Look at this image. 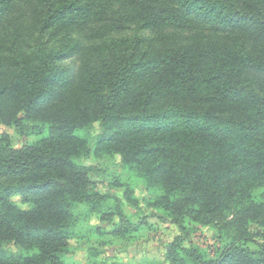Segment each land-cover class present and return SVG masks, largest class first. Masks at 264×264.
I'll return each mask as SVG.
<instances>
[{
	"label": "trees",
	"instance_id": "trees-1",
	"mask_svg": "<svg viewBox=\"0 0 264 264\" xmlns=\"http://www.w3.org/2000/svg\"><path fill=\"white\" fill-rule=\"evenodd\" d=\"M0 26V123L46 129L0 141V264H64L74 208L112 199L82 164L95 125V152L146 181L183 234L186 219L229 232L217 259L175 239L169 264H264V0H0Z\"/></svg>",
	"mask_w": 264,
	"mask_h": 264
},
{
	"label": "rangeland",
	"instance_id": "rangeland-1",
	"mask_svg": "<svg viewBox=\"0 0 264 264\" xmlns=\"http://www.w3.org/2000/svg\"><path fill=\"white\" fill-rule=\"evenodd\" d=\"M26 26L19 30L22 40L29 33ZM165 31L168 32V29ZM6 35L1 29L0 40L4 43H6L3 40L7 38ZM181 35L184 34H176V36ZM151 37H153L151 32L145 31L143 46L149 45ZM186 39L187 37L183 36L179 42L184 43ZM0 52H2L1 48ZM64 63L68 67H75L79 63V57H72ZM262 79L259 77L255 80L262 83L264 82ZM40 129L35 126L33 130L27 127L19 131L13 125L0 123V141L6 136L11 146L19 149L45 136V127L43 130ZM100 133L101 129L96 125L80 133L87 138L90 149L89 156L82 161V164L94 167L97 172L91 177L95 191L112 199L106 202L100 214L90 212L89 207L85 205L74 208L73 235L69 240L67 251L58 256L60 262L91 264L96 260L102 264H169L166 250L177 238H183L181 241L183 247L193 244L209 259H217L229 243V232L216 222L198 224L186 219L183 222L185 228L183 234L161 209L151 205L157 193L146 181L138 177L119 157L95 152V144ZM114 199L119 200L123 213L133 226L125 227L120 223L113 209ZM13 200L23 210L32 207L28 203H21L17 198ZM107 213H112L110 221L103 218ZM121 226L119 233L117 231ZM258 231L260 230L255 225L250 226L251 233ZM252 238L255 242L261 241L260 237ZM247 246L251 251L257 250L254 244ZM7 249L14 250L15 247L9 245Z\"/></svg>",
	"mask_w": 264,
	"mask_h": 264
}]
</instances>
